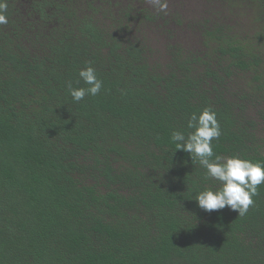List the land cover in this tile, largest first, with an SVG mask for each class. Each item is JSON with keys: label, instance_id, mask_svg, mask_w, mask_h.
I'll return each mask as SVG.
<instances>
[{"label": "trees", "instance_id": "16d2710c", "mask_svg": "<svg viewBox=\"0 0 264 264\" xmlns=\"http://www.w3.org/2000/svg\"><path fill=\"white\" fill-rule=\"evenodd\" d=\"M6 3L0 264H264V183L206 212L220 182L171 139L211 108L212 159L264 165V0ZM88 66L103 86L74 102Z\"/></svg>", "mask_w": 264, "mask_h": 264}, {"label": "clouds", "instance_id": "9594fccd", "mask_svg": "<svg viewBox=\"0 0 264 264\" xmlns=\"http://www.w3.org/2000/svg\"><path fill=\"white\" fill-rule=\"evenodd\" d=\"M158 11L167 12V0H148ZM6 0H0V25L8 23L5 15ZM87 87L73 88L68 84V92L74 102H80L86 95H97L103 82L97 77L93 67L80 69L78 73ZM191 129L187 135L173 131L171 139L176 149L190 154L192 162L198 163L206 170V179L220 182L216 190L200 191L195 200L198 206L206 212L218 211L228 207L244 216L253 205V196L257 194L258 186L264 183V165L253 163L238 156L221 157L213 152V141L221 135L216 113L211 108H204L199 114L193 112L187 122Z\"/></svg>", "mask_w": 264, "mask_h": 264}, {"label": "rangeland", "instance_id": "374dc122", "mask_svg": "<svg viewBox=\"0 0 264 264\" xmlns=\"http://www.w3.org/2000/svg\"><path fill=\"white\" fill-rule=\"evenodd\" d=\"M182 36L186 37V38H189V34L188 33H185V32H179ZM181 38V37H180ZM263 132V136H264V131Z\"/></svg>", "mask_w": 264, "mask_h": 264}]
</instances>
